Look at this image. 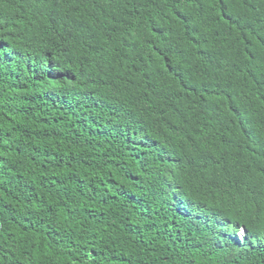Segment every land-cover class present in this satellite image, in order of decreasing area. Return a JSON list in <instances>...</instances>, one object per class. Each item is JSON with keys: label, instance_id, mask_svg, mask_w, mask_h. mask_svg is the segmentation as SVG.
I'll return each instance as SVG.
<instances>
[{"label": "trees", "instance_id": "trees-1", "mask_svg": "<svg viewBox=\"0 0 264 264\" xmlns=\"http://www.w3.org/2000/svg\"><path fill=\"white\" fill-rule=\"evenodd\" d=\"M0 264H264V0H0Z\"/></svg>", "mask_w": 264, "mask_h": 264}, {"label": "rangeland", "instance_id": "rangeland-1", "mask_svg": "<svg viewBox=\"0 0 264 264\" xmlns=\"http://www.w3.org/2000/svg\"><path fill=\"white\" fill-rule=\"evenodd\" d=\"M243 235V231H240L239 232V236L241 237Z\"/></svg>", "mask_w": 264, "mask_h": 264}]
</instances>
